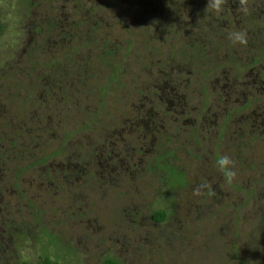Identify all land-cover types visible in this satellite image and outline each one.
Instances as JSON below:
<instances>
[{
  "label": "rangeland",
  "instance_id": "374dc122",
  "mask_svg": "<svg viewBox=\"0 0 264 264\" xmlns=\"http://www.w3.org/2000/svg\"><path fill=\"white\" fill-rule=\"evenodd\" d=\"M207 2L0 0V264H264V0Z\"/></svg>",
  "mask_w": 264,
  "mask_h": 264
},
{
  "label": "clouds",
  "instance_id": "9594fccd",
  "mask_svg": "<svg viewBox=\"0 0 264 264\" xmlns=\"http://www.w3.org/2000/svg\"><path fill=\"white\" fill-rule=\"evenodd\" d=\"M228 5V0H208L206 10H211L215 14H221L225 11V8ZM239 10L245 14H251V5L250 0H238ZM228 40L234 45L247 46L248 44V35L246 31L243 30H234L228 33ZM217 167L220 172L223 174L226 183H231L236 177L235 171V162L231 157L227 155H221L217 161ZM210 187V185L202 184L198 185L193 189L194 196L203 195V189ZM212 194V193H209Z\"/></svg>",
  "mask_w": 264,
  "mask_h": 264
},
{
  "label": "trees",
  "instance_id": "16d2710c",
  "mask_svg": "<svg viewBox=\"0 0 264 264\" xmlns=\"http://www.w3.org/2000/svg\"><path fill=\"white\" fill-rule=\"evenodd\" d=\"M164 217L163 212H155L153 219L160 221ZM22 264H58L55 260L50 259L47 255L39 256L38 259L33 263H22ZM98 264H119L115 259L105 256L99 261Z\"/></svg>",
  "mask_w": 264,
  "mask_h": 264
},
{
  "label": "flooded vegetation",
  "instance_id": "af4514ba",
  "mask_svg": "<svg viewBox=\"0 0 264 264\" xmlns=\"http://www.w3.org/2000/svg\"><path fill=\"white\" fill-rule=\"evenodd\" d=\"M232 3V1L230 2V4ZM232 6H234V4L232 5ZM156 9H158V8H156ZM101 15H102V13H101ZM100 22H102V20H100V19H98ZM96 24H98V22H97V20H96ZM100 25H102V23L101 24H99V25H97V26H100ZM104 25V24H103ZM108 47V45L107 46H105L104 47V50H103V54H104V56H106L107 54H109V51H105V49ZM111 53V52H110ZM254 58V57H253ZM242 60V59H241ZM250 60H253L252 59V57H251V59ZM254 61V60H253ZM247 62H249V60H247ZM246 60H244V61H242V62H240V63H236V64H234V65H236L237 66V68H235L236 70L239 68L240 69V67H243L244 65H246ZM248 65V64H247ZM235 67V66H234ZM244 69V68H243ZM222 77H225V73H223L222 75H221ZM236 77V75H233L232 76V78H235ZM253 85L252 86H256V87H259V85H257V82H255L254 81V83H252ZM59 175H61V174H57V172L54 174V176H59ZM62 176V175H61Z\"/></svg>",
  "mask_w": 264,
  "mask_h": 264
}]
</instances>
